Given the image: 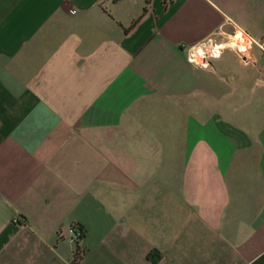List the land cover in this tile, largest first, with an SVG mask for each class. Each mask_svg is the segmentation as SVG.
Wrapping results in <instances>:
<instances>
[{"label":"crops","instance_id":"0c3cea01","mask_svg":"<svg viewBox=\"0 0 264 264\" xmlns=\"http://www.w3.org/2000/svg\"><path fill=\"white\" fill-rule=\"evenodd\" d=\"M0 264H264V0H0Z\"/></svg>","mask_w":264,"mask_h":264},{"label":"built area","instance_id":"2783aa9c","mask_svg":"<svg viewBox=\"0 0 264 264\" xmlns=\"http://www.w3.org/2000/svg\"><path fill=\"white\" fill-rule=\"evenodd\" d=\"M74 8H71V11H74ZM227 45L234 49L235 51H242L249 43L250 38L242 31L234 30L231 31L228 36L225 37ZM79 227L75 224H70L67 227V237L73 243L78 238Z\"/></svg>","mask_w":264,"mask_h":264},{"label":"trees","instance_id":"16d2710c","mask_svg":"<svg viewBox=\"0 0 264 264\" xmlns=\"http://www.w3.org/2000/svg\"><path fill=\"white\" fill-rule=\"evenodd\" d=\"M146 1V0H145ZM78 227H79V235H78V238L74 241V253L75 254H77L78 252H79V246H78V240H79V238L82 236V234H83V229H82V227L81 226H79V225H77ZM81 254H78L77 255V258L78 259H80L81 258V256H80Z\"/></svg>","mask_w":264,"mask_h":264},{"label":"rangeland","instance_id":"374dc122","mask_svg":"<svg viewBox=\"0 0 264 264\" xmlns=\"http://www.w3.org/2000/svg\"><path fill=\"white\" fill-rule=\"evenodd\" d=\"M203 52V51H202ZM207 52V51H206Z\"/></svg>","mask_w":264,"mask_h":264}]
</instances>
